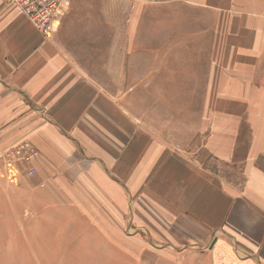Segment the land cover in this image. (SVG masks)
Masks as SVG:
<instances>
[{
    "label": "crops",
    "instance_id": "0c3cea01",
    "mask_svg": "<svg viewBox=\"0 0 264 264\" xmlns=\"http://www.w3.org/2000/svg\"><path fill=\"white\" fill-rule=\"evenodd\" d=\"M79 1L45 36L0 0V144L37 151L15 177L0 165V184L17 182L34 208L66 222L98 225L100 239L129 238L130 256L144 240L146 257L169 258L154 264H264V0H197V29L204 15L210 38L195 57L203 67L191 119L180 99H163L156 119L123 104L135 103L137 79L123 99L110 82L122 73L107 77L104 51L95 70L91 41L75 33L87 26L68 20ZM169 89L160 94L187 92Z\"/></svg>",
    "mask_w": 264,
    "mask_h": 264
},
{
    "label": "rangeland",
    "instance_id": "374dc122",
    "mask_svg": "<svg viewBox=\"0 0 264 264\" xmlns=\"http://www.w3.org/2000/svg\"><path fill=\"white\" fill-rule=\"evenodd\" d=\"M196 3L197 0H148L147 3L138 0L137 4L133 0H82L78 2V11L70 14L68 20L71 24L87 26L76 28L75 33L80 31L79 39L91 41L93 46L87 55L94 60L95 70L101 66L97 65V59H101L104 51L103 69L107 77L116 71L122 73L121 78L107 79V82L120 84L123 99L137 79L135 103L123 100V104L137 108L139 115L145 118L156 119L161 118L158 105L164 103L163 99L182 100L187 108L182 116L186 114V119H191L193 105L197 104L194 78L197 74L194 72L202 71L203 67L194 63L197 62L195 57L207 55L209 48L205 46L210 38L208 18L204 15L200 16L202 24L197 29ZM97 9L101 15H95ZM108 25L110 28L106 32L92 30ZM113 41L121 42L122 47H97ZM196 41L197 47H194ZM146 57L154 61L149 64L154 72L144 80V75L139 73L142 66L146 68L142 64ZM118 58L121 59L115 63ZM136 71L138 75L133 77ZM167 88L170 91L184 88L187 92L183 97L174 92L162 96L161 91L167 92ZM151 90L154 95L147 94ZM175 115L177 118L178 113ZM5 184L7 187L0 184V264H154L158 259L146 257L141 252L146 244L144 240L138 241L139 252L130 256L126 248L131 242L129 238L116 241V244L100 239L98 225L80 221L69 223L59 210L34 208L31 193L16 192L17 182L9 180ZM73 219L70 217L69 221ZM168 260L160 256L158 259L159 262Z\"/></svg>",
    "mask_w": 264,
    "mask_h": 264
},
{
    "label": "built area",
    "instance_id": "2783aa9c",
    "mask_svg": "<svg viewBox=\"0 0 264 264\" xmlns=\"http://www.w3.org/2000/svg\"><path fill=\"white\" fill-rule=\"evenodd\" d=\"M29 19L43 35L50 36L66 14L70 0H8ZM37 151L28 141L4 147L0 144V165L8 170L10 177H15L19 166L29 164ZM33 167L26 168L27 175L34 174Z\"/></svg>",
    "mask_w": 264,
    "mask_h": 264
}]
</instances>
